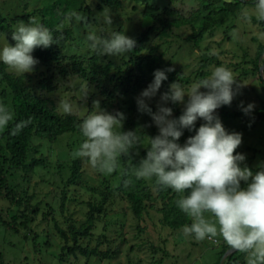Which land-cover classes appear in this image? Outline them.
<instances>
[{
	"label": "rangeland",
	"instance_id": "obj_1",
	"mask_svg": "<svg viewBox=\"0 0 264 264\" xmlns=\"http://www.w3.org/2000/svg\"><path fill=\"white\" fill-rule=\"evenodd\" d=\"M55 1L0 0V16L13 30L31 16L39 17L42 23ZM120 1L119 9H110L100 0H78L81 4L75 12L86 17V21L61 20L58 24L60 43L49 47L60 52L58 60L44 62L32 53L39 63L31 73L23 75L6 66L5 69L13 77H20L25 88L56 113L75 117L78 127L99 106L110 113L122 112V131L142 130L141 147L131 158L122 156L118 169L110 175L92 170L86 161L75 156L83 140L80 132L64 133L56 142L34 138L27 150V169L9 168V154L0 151V264H215L223 258L219 259L226 245L222 238L197 242L183 234L182 228L191 223V217L180 211L179 217L185 221L182 226H174L173 216L170 224L166 223L165 210L175 205L179 194L159 189L154 180H137L130 175L133 165L146 156L147 136L157 135L158 129L148 115L137 111L136 98L147 85L134 94L132 110H128L123 98L136 86L135 78L129 75L136 72L130 61L143 57L151 47L158 63L172 68L170 73L178 76L185 87L207 78L217 66L227 67L236 80L233 87L237 94L231 106L221 107L217 113L229 132L242 134L236 152L243 154L244 163L256 171L258 165L264 164V91L260 72L264 53L257 59L259 48L264 46V22L254 17L250 22H242L241 12L251 13L253 4L234 8L233 0ZM55 9L60 10L59 6ZM105 12L111 14L112 25L103 23ZM221 12L226 14L223 20L214 19L218 24L212 22L196 43L191 40V34L197 32L206 15ZM149 27L153 31L146 45L140 52L134 48L127 56L100 57L88 48L85 39L89 31H121L136 41ZM5 37L14 45L7 35L0 34V46ZM80 62L83 66L94 62L102 71L109 67L108 74L103 78L99 75L98 82L87 81L75 66ZM162 92L160 88L157 96L148 101L154 112ZM62 101L72 105L70 115L58 110ZM241 102L245 106L254 104V110L244 115L238 107ZM0 103L14 111L6 84L0 86ZM165 106L173 109L175 118L174 105ZM183 108L184 105H178V112ZM201 123L198 120L196 127ZM4 131H0L2 146ZM187 137L183 135L179 143L183 144ZM34 159L41 160V164H34ZM73 165L76 178L69 183ZM124 176L134 185L123 186ZM3 186L12 195H6ZM126 187L138 192L146 188L148 198L143 200L140 216L134 213L132 201L123 191ZM93 205H98L100 211L94 212L89 235L73 238L69 229L85 223ZM57 227L65 231L66 239ZM65 244L73 246L74 252L62 250ZM78 247L86 249V253ZM238 255L240 260L246 254Z\"/></svg>",
	"mask_w": 264,
	"mask_h": 264
},
{
	"label": "clouds",
	"instance_id": "obj_2",
	"mask_svg": "<svg viewBox=\"0 0 264 264\" xmlns=\"http://www.w3.org/2000/svg\"><path fill=\"white\" fill-rule=\"evenodd\" d=\"M253 17L264 22V0H253L251 13L244 10L240 14L245 23ZM73 20L83 22L86 17L73 11L63 17L62 23ZM102 20L112 25L110 13L105 12ZM85 39L88 48L100 57L127 56L136 46V41L121 31H89ZM11 40L14 45L5 37L0 46V64L23 75L39 63L32 55L35 49L60 43V38L35 16L26 23L20 21L11 32ZM172 70H155L153 80L136 98L137 111L151 118L158 134L147 136L146 156L133 165L130 175L137 180H154L159 189L179 194L175 206L191 217V223L182 228L186 237L197 242L220 237L231 250L246 254L245 264H264V164L253 171L244 163L245 156L236 152L242 134L229 132L217 113L221 107L231 106L237 94L233 87L236 80L230 69L217 66L207 78L190 86L172 82L160 93L154 112L148 101L157 96L162 82L168 79L166 73ZM169 103L184 105L179 117L174 118L173 109L165 106ZM238 107L249 115L255 106L241 102ZM58 110L70 115L72 105L62 101ZM13 119L11 108L0 103V131L7 129ZM124 120L122 112L110 113L99 106L79 124L83 140L75 156L98 173L112 174L122 156L131 158L136 153L144 136L141 129L122 131ZM198 120L202 123L197 128ZM31 123V118L17 122L12 134L18 135ZM185 130L194 134L181 144Z\"/></svg>",
	"mask_w": 264,
	"mask_h": 264
},
{
	"label": "trees",
	"instance_id": "obj_3",
	"mask_svg": "<svg viewBox=\"0 0 264 264\" xmlns=\"http://www.w3.org/2000/svg\"><path fill=\"white\" fill-rule=\"evenodd\" d=\"M132 1L148 3L151 0ZM100 2L105 4L110 9H119L122 4L120 0H100ZM233 2L234 8H237L244 4H253V0H233ZM80 4L81 3H79L78 0H56L53 3V6L50 8L47 17L43 19L42 24L45 27L51 29L54 36H57V34L59 33L57 26L58 24H60L63 17L67 13L75 11ZM54 6H59L60 10H53L55 8ZM225 15L226 14L224 12H221L220 14L213 13V15H206L203 18V22L201 23L197 32H193L191 34V40L196 43L204 34V32L209 29V26L212 22H216V24H218V22L214 19L223 20ZM12 31H14L12 25L7 22L2 16H0V34L7 35L9 40H11ZM152 31V28L149 27L146 30L142 31L136 38L135 50L137 52H140L141 48L146 45ZM12 42L14 43V41ZM154 50V47H151V49L146 54H144L143 57L130 61V65L134 68V70H136V72L133 74L129 73V75L135 78L136 86L132 87V93L129 96H125L123 98V101L127 102L128 104H125L128 107V110L133 109V102H135L134 94L142 90L144 86L148 85L153 80V72L158 69H168L167 66H162L158 63V58L153 53ZM33 53L44 62L58 60L61 57L58 50L50 48H37ZM263 53L264 46L259 48L257 59L261 55H263ZM255 63H257V61ZM75 66L77 67V71L83 76V79L91 82H98V80H101L98 78V76L101 75V78H103V76L107 75L109 71V67H105L103 71L102 69L99 70L94 62L85 63V66L82 65V62H80ZM166 74L168 76V79L162 82L161 85V89L163 91L167 90L169 84L179 80L178 76H175V74H171L170 72H167ZM178 82H180V80ZM3 84H6L8 89L10 90L11 103L14 110V119L9 124L8 128L4 131L5 143L3 146L0 145V151H6L9 154V157H7L6 159L9 168L27 169V150L29 144H31L34 138L46 140L47 142H56L58 137H60L64 133L79 132L78 123L75 117L62 116L56 113L49 106H47L44 101L28 91L25 88L24 83L20 77H13L6 71L5 66L3 64H0V86ZM262 90L264 91V70ZM1 94L3 95V93ZM173 108L176 110V117L182 114V112H178V105H174ZM29 118L32 119V123L25 127L18 135H13L12 129L14 128L15 124L21 120H27ZM193 134L194 133H189L187 130L184 131V135L186 136H190ZM41 162V160H33V163L36 165L41 164ZM76 165L77 163H75V166ZM75 166L73 165L74 172L73 176L70 177L71 179L69 180V183H73L74 179L76 178ZM122 185L126 186L134 184L124 176ZM3 190L6 195H12V191L6 186H3ZM123 191L129 198V200L132 201V209L134 213L137 216H140L143 209V200L148 198L146 188H142L141 191L138 192L133 187H126L125 189H123ZM99 211L100 207L98 205L91 206L88 213V220L80 227H73L69 229V233L72 235V237L78 239L79 237L88 236L89 230L93 226V221L95 220L94 212ZM179 212L180 210L175 205L169 206L164 213L166 223L170 224V218L171 216H173L174 218L172 219V222L174 226H182L185 221L181 217H179ZM57 229L61 233V237L66 239L65 231L58 227ZM78 249L86 253V249H81L79 247ZM229 249L230 248L227 245H224L221 252L219 253V259ZM62 250H72L74 252L73 246H68L67 244L62 247ZM239 253L240 252L238 251H234L228 254L221 264H245L244 261L239 260ZM215 264H219V260Z\"/></svg>",
	"mask_w": 264,
	"mask_h": 264
},
{
	"label": "water",
	"instance_id": "obj_4",
	"mask_svg": "<svg viewBox=\"0 0 264 264\" xmlns=\"http://www.w3.org/2000/svg\"><path fill=\"white\" fill-rule=\"evenodd\" d=\"M263 70H264V62H263V64H262L261 68H260L261 75H263ZM234 251H235V250H231V249H229V250L223 255L222 260H223L228 254H230V253H232V252H234ZM222 260L220 261L219 264L222 263Z\"/></svg>",
	"mask_w": 264,
	"mask_h": 264
},
{
	"label": "crops",
	"instance_id": "obj_5",
	"mask_svg": "<svg viewBox=\"0 0 264 264\" xmlns=\"http://www.w3.org/2000/svg\"><path fill=\"white\" fill-rule=\"evenodd\" d=\"M240 260L244 261V260H245V258H243V259H240ZM244 262H245V261H244Z\"/></svg>",
	"mask_w": 264,
	"mask_h": 264
}]
</instances>
